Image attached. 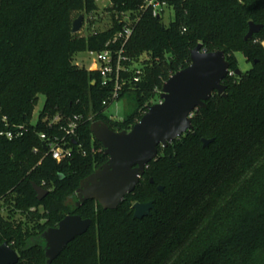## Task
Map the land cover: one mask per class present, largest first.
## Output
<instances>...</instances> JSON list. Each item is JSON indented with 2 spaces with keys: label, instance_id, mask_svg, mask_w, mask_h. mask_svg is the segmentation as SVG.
<instances>
[{
  "label": "trees",
  "instance_id": "obj_1",
  "mask_svg": "<svg viewBox=\"0 0 264 264\" xmlns=\"http://www.w3.org/2000/svg\"><path fill=\"white\" fill-rule=\"evenodd\" d=\"M148 1L109 0L113 25L77 39L74 13H95L98 0H0V244L18 252V264H47L43 234L68 215L93 225L53 264H264V27L245 40L250 22L264 26V0H162L175 11L170 25L143 8ZM126 27L127 55L143 74L121 93L119 100L135 96L136 109L118 121L106 114L113 86L72 57L122 46L108 43ZM199 44L225 52L233 73L224 82L227 98L214 93L194 112L193 132L159 149L117 210L95 201L78 207L81 181L108 161L91 124L131 130L160 102L164 84L191 65ZM237 53L249 71L240 70ZM40 96L45 104L33 122ZM20 129L13 141L1 135ZM203 139L214 143L204 148ZM51 145L71 157L54 160ZM34 184L49 191L44 200ZM149 202L151 216L134 218L133 205Z\"/></svg>",
  "mask_w": 264,
  "mask_h": 264
},
{
  "label": "water",
  "instance_id": "obj_2",
  "mask_svg": "<svg viewBox=\"0 0 264 264\" xmlns=\"http://www.w3.org/2000/svg\"><path fill=\"white\" fill-rule=\"evenodd\" d=\"M84 15L73 23L72 33L82 30ZM263 25L249 23L245 40H251ZM231 64L223 51L205 52L199 44L191 52V65L174 74L163 86L160 102L149 107L141 120L129 131L115 132L100 120L91 124L94 139L104 149L108 161L81 181L76 195L78 207L95 201L105 211L117 210L139 186L146 169L158 158L159 149H166L176 140L193 132V114L207 107L214 93L227 98L224 82L230 76ZM241 71H237L240 75ZM204 148L214 140L203 139ZM153 182V181H152ZM38 200H44L49 191L34 184ZM158 190L164 192L159 186ZM134 218L143 220L151 216L154 202L136 203ZM91 219L79 215L66 216L56 228L44 234L47 264H53L64 250L92 227ZM20 255L8 243L0 244V264H18Z\"/></svg>",
  "mask_w": 264,
  "mask_h": 264
},
{
  "label": "built area",
  "instance_id": "obj_3",
  "mask_svg": "<svg viewBox=\"0 0 264 264\" xmlns=\"http://www.w3.org/2000/svg\"><path fill=\"white\" fill-rule=\"evenodd\" d=\"M143 8H152L153 16L161 18L164 16L168 5L166 1L149 0L146 6ZM131 36L132 30L129 27H126L124 31L120 32L119 34H116L114 39L110 43H108V46H117L120 42H122V46H118L116 47V49L114 47H108L107 49L101 52L88 51L91 55H96V59L92 67L87 70L96 71L99 73L103 87L108 88L110 86H113L111 97L113 103L116 101H120L119 97L121 93L127 90L128 87L132 88L131 86L133 85V83H138L142 78L143 70L141 69L139 64H136L131 59V57L127 55L125 49ZM232 74L233 73H230V75ZM79 120V117H75L73 120L70 121L68 127L65 129L69 136L75 135ZM23 134L24 133L21 129L18 132L8 130L6 132L1 133L2 136H6L10 141L22 137ZM41 138L43 140H46V136L44 135L41 136ZM50 154L52 155L53 159L58 162L66 158H70L72 155L71 150L64 149L56 145L50 146Z\"/></svg>",
  "mask_w": 264,
  "mask_h": 264
},
{
  "label": "rangeland",
  "instance_id": "obj_4",
  "mask_svg": "<svg viewBox=\"0 0 264 264\" xmlns=\"http://www.w3.org/2000/svg\"><path fill=\"white\" fill-rule=\"evenodd\" d=\"M98 10L95 13L87 14L82 11H78L73 15V23L77 20L81 15H84V23L82 26V30L74 35L75 38H87L92 36L93 34L102 32L104 30L109 29L113 25V13L110 10L111 4L109 0H98ZM175 11L172 8H167L165 14L163 16V22L165 25H170L171 22L174 21ZM262 45L264 46V41H262ZM144 58H148L147 55L143 56ZM236 57L240 64V70L243 72H247L251 69V64H249L244 56L241 53H237ZM96 59V55L90 54V52H77L73 55L72 61L73 65L78 68H86L90 69L94 64ZM159 103V102H158ZM45 104V98L43 96L39 97V102L35 108L33 115V122H36L43 107ZM136 109V98L131 93L128 94L124 99L120 101L114 102L106 111V114L109 117L114 118L115 120L121 121L123 120L127 114H132ZM135 205V204H134ZM133 205V207H134ZM7 216V211L4 213ZM17 220L21 219L19 215H16ZM31 227L33 225L31 224Z\"/></svg>",
  "mask_w": 264,
  "mask_h": 264
}]
</instances>
